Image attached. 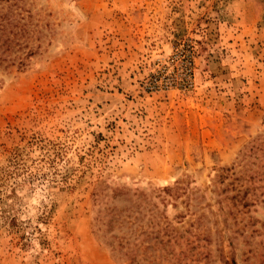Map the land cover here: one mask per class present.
Listing matches in <instances>:
<instances>
[{
	"label": "rangeland",
	"instance_id": "obj_1",
	"mask_svg": "<svg viewBox=\"0 0 264 264\" xmlns=\"http://www.w3.org/2000/svg\"><path fill=\"white\" fill-rule=\"evenodd\" d=\"M0 23V264H264V0Z\"/></svg>",
	"mask_w": 264,
	"mask_h": 264
},
{
	"label": "trees",
	"instance_id": "obj_2",
	"mask_svg": "<svg viewBox=\"0 0 264 264\" xmlns=\"http://www.w3.org/2000/svg\"><path fill=\"white\" fill-rule=\"evenodd\" d=\"M3 29H4V25L0 23V65L7 60H11L10 57L11 47L10 44L8 43L9 39L8 37L2 38Z\"/></svg>",
	"mask_w": 264,
	"mask_h": 264
}]
</instances>
